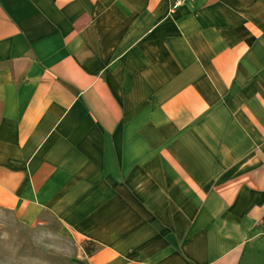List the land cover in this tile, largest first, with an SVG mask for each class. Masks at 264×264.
<instances>
[{
    "label": "crops",
    "instance_id": "1",
    "mask_svg": "<svg viewBox=\"0 0 264 264\" xmlns=\"http://www.w3.org/2000/svg\"><path fill=\"white\" fill-rule=\"evenodd\" d=\"M0 0V212L78 264H264V0Z\"/></svg>",
    "mask_w": 264,
    "mask_h": 264
},
{
    "label": "rangeland",
    "instance_id": "2",
    "mask_svg": "<svg viewBox=\"0 0 264 264\" xmlns=\"http://www.w3.org/2000/svg\"><path fill=\"white\" fill-rule=\"evenodd\" d=\"M59 229L52 217L27 227L0 212V264H78L84 243L60 235Z\"/></svg>",
    "mask_w": 264,
    "mask_h": 264
},
{
    "label": "trees",
    "instance_id": "3",
    "mask_svg": "<svg viewBox=\"0 0 264 264\" xmlns=\"http://www.w3.org/2000/svg\"><path fill=\"white\" fill-rule=\"evenodd\" d=\"M82 250L87 256H89L97 250V245L93 242L87 241L82 245Z\"/></svg>",
    "mask_w": 264,
    "mask_h": 264
},
{
    "label": "built area",
    "instance_id": "4",
    "mask_svg": "<svg viewBox=\"0 0 264 264\" xmlns=\"http://www.w3.org/2000/svg\"><path fill=\"white\" fill-rule=\"evenodd\" d=\"M171 1V7L170 11H174L177 8L181 7L183 4H185L189 0H170Z\"/></svg>",
    "mask_w": 264,
    "mask_h": 264
}]
</instances>
